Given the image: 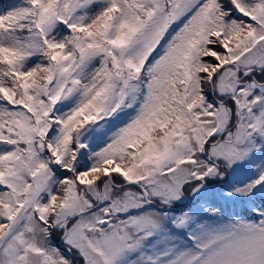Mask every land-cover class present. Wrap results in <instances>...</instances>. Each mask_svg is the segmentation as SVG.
I'll return each instance as SVG.
<instances>
[{"label": "snow or ice", "instance_id": "6c2138e0", "mask_svg": "<svg viewBox=\"0 0 264 264\" xmlns=\"http://www.w3.org/2000/svg\"><path fill=\"white\" fill-rule=\"evenodd\" d=\"M0 264H264V0H0Z\"/></svg>", "mask_w": 264, "mask_h": 264}, {"label": "trees", "instance_id": "16d2710c", "mask_svg": "<svg viewBox=\"0 0 264 264\" xmlns=\"http://www.w3.org/2000/svg\"><path fill=\"white\" fill-rule=\"evenodd\" d=\"M4 2L6 3V2H7V0H4Z\"/></svg>", "mask_w": 264, "mask_h": 264}]
</instances>
